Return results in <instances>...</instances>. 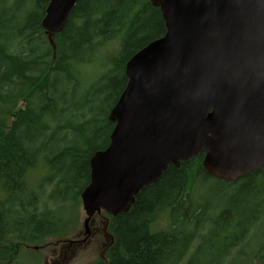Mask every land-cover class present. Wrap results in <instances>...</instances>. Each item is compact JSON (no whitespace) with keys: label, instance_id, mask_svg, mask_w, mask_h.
Wrapping results in <instances>:
<instances>
[{"label":"trees","instance_id":"trees-1","mask_svg":"<svg viewBox=\"0 0 264 264\" xmlns=\"http://www.w3.org/2000/svg\"><path fill=\"white\" fill-rule=\"evenodd\" d=\"M47 3L0 0V264H30L22 247L70 228V218H52L49 203L80 202L89 159L109 143L125 63L165 32L149 0H78L53 48L41 26ZM108 43L117 45L109 68L85 87L79 68ZM202 158L168 165L126 212L106 215L112 243L93 264H264V243L245 261L233 254H244L264 219V164L225 181L209 176ZM210 178L223 190L211 214L195 195Z\"/></svg>","mask_w":264,"mask_h":264},{"label":"water","instance_id":"water-1","mask_svg":"<svg viewBox=\"0 0 264 264\" xmlns=\"http://www.w3.org/2000/svg\"><path fill=\"white\" fill-rule=\"evenodd\" d=\"M78 0H48L41 26L54 48ZM165 32L129 57L109 110L108 145L89 159L83 230L126 212L168 165L203 154L233 181L264 164V0H149Z\"/></svg>","mask_w":264,"mask_h":264},{"label":"rangeland","instance_id":"rangeland-1","mask_svg":"<svg viewBox=\"0 0 264 264\" xmlns=\"http://www.w3.org/2000/svg\"><path fill=\"white\" fill-rule=\"evenodd\" d=\"M6 2L11 3V0H6ZM116 46L115 43H108L100 50V47L92 50L90 55L94 63L79 68L80 81L83 79L85 87L97 80L100 74L109 68V60L116 54ZM82 89H79L78 94ZM19 105L21 106L22 102ZM53 188L54 186L51 185L48 190ZM195 195L202 198L204 203L209 204L207 208L208 213L211 214V205L223 196V190L218 187L215 179L210 178L197 183ZM49 205L52 218H60L62 223L66 222V218H70L72 225L59 236L46 237L39 243L22 247L20 253L27 262L30 264H93L99 259H106V250L112 243V236L107 228V216L104 212L92 217L89 223V235L86 236L83 230L85 214L81 202L76 206L55 202ZM156 224L157 227H163V219L160 218ZM262 243H264V219L255 224L247 243L243 244L244 254L240 252L238 254L239 248L233 250L234 259L237 262L247 260L251 252Z\"/></svg>","mask_w":264,"mask_h":264}]
</instances>
